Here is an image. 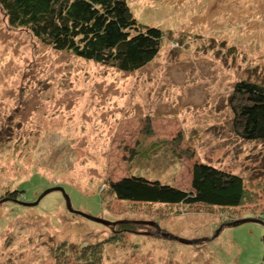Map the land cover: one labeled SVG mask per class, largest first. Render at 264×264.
<instances>
[{
    "label": "rangeland",
    "instance_id": "obj_1",
    "mask_svg": "<svg viewBox=\"0 0 264 264\" xmlns=\"http://www.w3.org/2000/svg\"><path fill=\"white\" fill-rule=\"evenodd\" d=\"M127 2L165 33L130 73L45 46L0 6V264H264V142L237 135L229 101L264 80V0ZM204 162L243 178L241 206L110 189L139 175L190 191Z\"/></svg>",
    "mask_w": 264,
    "mask_h": 264
},
{
    "label": "trees",
    "instance_id": "obj_2",
    "mask_svg": "<svg viewBox=\"0 0 264 264\" xmlns=\"http://www.w3.org/2000/svg\"><path fill=\"white\" fill-rule=\"evenodd\" d=\"M0 6L10 26L27 30L45 46L122 72L154 61L165 39L161 29L138 22L127 0H0ZM229 101L237 135L264 142V80L236 83ZM245 187L242 177L205 162L195 165L190 191L139 175L110 185L124 202L220 209L241 206Z\"/></svg>",
    "mask_w": 264,
    "mask_h": 264
},
{
    "label": "water",
    "instance_id": "obj_3",
    "mask_svg": "<svg viewBox=\"0 0 264 264\" xmlns=\"http://www.w3.org/2000/svg\"><path fill=\"white\" fill-rule=\"evenodd\" d=\"M62 190V189H61ZM53 191H55V189H49V190H47L46 192H44L43 194H41V196L39 197V199L37 200V202H35V203H28V205H30V206H32V207H35V206H37L39 203H40V200H42L47 194H49V193H51V192H53ZM62 191H64V190H62ZM65 193V192H64ZM65 196H66V201H67V204L70 206L69 208H70V210H72L73 211V209H72V206H71V201H70V198L65 194ZM80 214H82L83 216H85V218H87V219H89L90 221H94V222H97V223H100V224H109L107 221H104V220H102V219H99V218H96V217H93V216H91V215H86V214H84V213H82V212H80ZM253 222H256L255 220H245V221H243V223L242 224H247V223H253ZM153 226H154V224H152ZM236 226H238V225H240L239 224V222L238 223H236L235 224ZM181 242H183V243H186V244H192L193 242L192 241H188V240H182V238H181V240H180Z\"/></svg>",
    "mask_w": 264,
    "mask_h": 264
}]
</instances>
